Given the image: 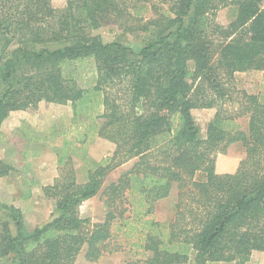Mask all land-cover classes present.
Instances as JSON below:
<instances>
[{
  "label": "trees",
  "instance_id": "trees-1",
  "mask_svg": "<svg viewBox=\"0 0 264 264\" xmlns=\"http://www.w3.org/2000/svg\"><path fill=\"white\" fill-rule=\"evenodd\" d=\"M54 2L0 0V138L14 112L42 103L72 108L71 123L51 133L62 139L60 175L43 188L51 217L29 229L20 208L0 201V264H75L82 252L95 263L115 233L150 254L135 264H247L254 252L264 256V84L250 94L235 79L264 72V0ZM230 7L232 21L218 24ZM110 25L142 34L139 52L95 34ZM196 109L216 110L205 137ZM28 137L50 139L33 130ZM99 138L116 146L101 161L89 153ZM236 143L245 149L238 170L217 174L216 155ZM202 169L205 179L194 181ZM16 173L0 160V180ZM174 189L176 220L155 221L153 205ZM99 194L107 212L92 223L80 208Z\"/></svg>",
  "mask_w": 264,
  "mask_h": 264
},
{
  "label": "rangeland",
  "instance_id": "rangeland-1",
  "mask_svg": "<svg viewBox=\"0 0 264 264\" xmlns=\"http://www.w3.org/2000/svg\"><path fill=\"white\" fill-rule=\"evenodd\" d=\"M66 0H55L56 7H63ZM235 8H225L219 11L216 16L218 24L227 26L235 15ZM100 35L103 41L109 43L121 39L135 52L142 48L140 43L141 35L124 34L115 25L106 26L95 33ZM236 87L245 90L250 94H261L263 92L264 72L251 71L237 73L235 76ZM216 110L196 109L193 116L200 126L203 137L209 122ZM72 120L71 105H58L42 103L36 111H19L12 113L3 123L0 138V159L7 164L13 165L17 173L12 178L0 180V201L12 204L20 208L25 216L29 229L47 222L54 209V202L44 196L43 188L53 184L60 175L57 152L62 146V139L53 136L54 129L57 130L68 126ZM238 123L243 130L247 129L248 119L240 118ZM33 130L41 137L49 136L50 139L29 142L28 133ZM52 135V136H51ZM45 139V138H43ZM44 143L46 144L44 146ZM116 146L99 138L90 148V155L97 161L111 156ZM39 153V155H37ZM241 156L245 157V149L242 144L236 143L229 147L226 153H218L215 157V169L217 174L224 171L234 172L240 166ZM134 161L113 171L104 182V189L116 182L124 172L128 171ZM77 172L80 182L84 181L83 165L80 160L74 159L72 164ZM220 169V171L217 169ZM206 173L198 171L194 181H203ZM28 191L31 195L22 200L21 197ZM179 191L172 190L170 196L158 201L153 205L151 218L159 223L170 224L176 220ZM107 208L102 195L86 201L80 208L82 218L90 219L92 223L102 221ZM136 239H128L123 233H115L111 241L109 252L95 263H90L82 252L76 259L75 264H135L144 260L150 255L144 250L135 246ZM247 264H264V256L260 253L253 254Z\"/></svg>",
  "mask_w": 264,
  "mask_h": 264
},
{
  "label": "crops",
  "instance_id": "crops-1",
  "mask_svg": "<svg viewBox=\"0 0 264 264\" xmlns=\"http://www.w3.org/2000/svg\"><path fill=\"white\" fill-rule=\"evenodd\" d=\"M244 159V157L243 156H241V161ZM1 160V159H0ZM240 161V162H241ZM240 162H239V164H240ZM239 167V166H238ZM217 169L220 171V169L218 168V166H217ZM237 171V170H236ZM236 171H234V172H230V171H224V172H221V174H232V173H235ZM46 187V186H45ZM257 252H254L253 254H256ZM258 254V253H257Z\"/></svg>",
  "mask_w": 264,
  "mask_h": 264
}]
</instances>
